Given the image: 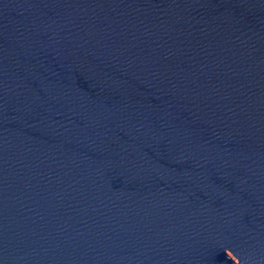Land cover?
I'll list each match as a JSON object with an SVG mask.
<instances>
[{
    "label": "water",
    "instance_id": "water-1",
    "mask_svg": "<svg viewBox=\"0 0 264 264\" xmlns=\"http://www.w3.org/2000/svg\"><path fill=\"white\" fill-rule=\"evenodd\" d=\"M0 264H264V0H0Z\"/></svg>",
    "mask_w": 264,
    "mask_h": 264
},
{
    "label": "clouds",
    "instance_id": "clouds-1",
    "mask_svg": "<svg viewBox=\"0 0 264 264\" xmlns=\"http://www.w3.org/2000/svg\"><path fill=\"white\" fill-rule=\"evenodd\" d=\"M227 251V253H232L230 250H226ZM232 255H233V253H232ZM233 256H235V255H233ZM229 257V256H228ZM236 257V256H235ZM236 259L239 261V259L236 257Z\"/></svg>",
    "mask_w": 264,
    "mask_h": 264
}]
</instances>
